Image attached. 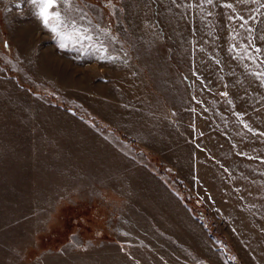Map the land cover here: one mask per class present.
<instances>
[{
    "label": "rangeland",
    "instance_id": "obj_1",
    "mask_svg": "<svg viewBox=\"0 0 264 264\" xmlns=\"http://www.w3.org/2000/svg\"><path fill=\"white\" fill-rule=\"evenodd\" d=\"M112 3L0 0V264H264V7Z\"/></svg>",
    "mask_w": 264,
    "mask_h": 264
},
{
    "label": "snow or ice",
    "instance_id": "obj_2",
    "mask_svg": "<svg viewBox=\"0 0 264 264\" xmlns=\"http://www.w3.org/2000/svg\"><path fill=\"white\" fill-rule=\"evenodd\" d=\"M82 2L83 0H31V4L37 10L36 15L43 27L59 39L61 48L66 47V42L87 43L89 46L96 47V50L101 54H108V48L105 41L100 38V33H103L112 42H115L117 37L113 36L110 30L102 29L98 25L94 29L82 26L80 22L84 20H87L89 26L92 25V21L88 19V14L78 7ZM152 2L154 3L155 0H152ZM238 2L257 3L264 7L262 0H238ZM171 3L177 4V0H171ZM202 3L211 5L213 0H202ZM106 6L109 8L114 7L112 0H106ZM222 6L229 9L233 8L232 4H224ZM77 16L79 19H77ZM237 18L244 20L243 17ZM229 19L232 18L229 17ZM145 26L148 27V25ZM248 31L251 32V29L249 28ZM233 39H235V36ZM255 51L259 53L261 49L255 48ZM109 59H113V57L109 56ZM256 75L260 79L264 76V73H257ZM249 130L251 131V129Z\"/></svg>",
    "mask_w": 264,
    "mask_h": 264
},
{
    "label": "trees",
    "instance_id": "obj_3",
    "mask_svg": "<svg viewBox=\"0 0 264 264\" xmlns=\"http://www.w3.org/2000/svg\"><path fill=\"white\" fill-rule=\"evenodd\" d=\"M182 195V198H183V200L185 201V202H190V200H191V198L190 197H188L187 195H185L184 194V191L181 193ZM195 211H201L203 214H204V209H203V207H197L196 208V210ZM201 212H199V214L201 213ZM229 262H230V264H239V263H236V261H234V260H232L231 258L229 259Z\"/></svg>",
    "mask_w": 264,
    "mask_h": 264
},
{
    "label": "bare ground",
    "instance_id": "obj_4",
    "mask_svg": "<svg viewBox=\"0 0 264 264\" xmlns=\"http://www.w3.org/2000/svg\"><path fill=\"white\" fill-rule=\"evenodd\" d=\"M132 171V170H131Z\"/></svg>",
    "mask_w": 264,
    "mask_h": 264
}]
</instances>
